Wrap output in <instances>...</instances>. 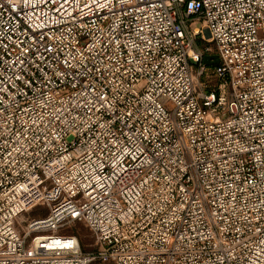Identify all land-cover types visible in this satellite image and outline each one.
I'll return each mask as SVG.
<instances>
[{"label": "built area", "instance_id": "built-area-1", "mask_svg": "<svg viewBox=\"0 0 264 264\" xmlns=\"http://www.w3.org/2000/svg\"><path fill=\"white\" fill-rule=\"evenodd\" d=\"M95 261L264 264V0H0V264Z\"/></svg>", "mask_w": 264, "mask_h": 264}, {"label": "rangeland", "instance_id": "rangeland-1", "mask_svg": "<svg viewBox=\"0 0 264 264\" xmlns=\"http://www.w3.org/2000/svg\"><path fill=\"white\" fill-rule=\"evenodd\" d=\"M204 22L203 21H193L190 24V27L193 29L195 27H203ZM211 38H208L205 34V39L198 37V45L199 47H205L206 45H212L215 48V44L211 42ZM201 81L207 85L208 89H214L217 88V85L219 84V79L217 75L212 73V71L208 72L205 77L201 78ZM47 189H52L53 185L51 181L46 182ZM50 214V208L47 203H41L38 206H36L29 215H26L24 217L25 220L30 221L33 219V217L42 218L47 217ZM59 234L64 235L68 233H74L79 236L82 247L84 251H92L96 248V240L92 233V231L89 229V227L84 224L83 222H72L68 224L65 229H62L58 231ZM91 264H114L112 262H93Z\"/></svg>", "mask_w": 264, "mask_h": 264}, {"label": "water", "instance_id": "water-1", "mask_svg": "<svg viewBox=\"0 0 264 264\" xmlns=\"http://www.w3.org/2000/svg\"><path fill=\"white\" fill-rule=\"evenodd\" d=\"M205 34L208 38H210V32L208 30L205 31ZM220 62V57L217 55V54H214V55H205L204 56V63L207 65V66H213V65H216Z\"/></svg>", "mask_w": 264, "mask_h": 264}, {"label": "trees", "instance_id": "trees-1", "mask_svg": "<svg viewBox=\"0 0 264 264\" xmlns=\"http://www.w3.org/2000/svg\"><path fill=\"white\" fill-rule=\"evenodd\" d=\"M210 67H213V66H210ZM203 77H205V75H204V76H202V78H203ZM77 236H78V235H77ZM78 237H79V236H78ZM97 262H99V261H97Z\"/></svg>", "mask_w": 264, "mask_h": 264}]
</instances>
